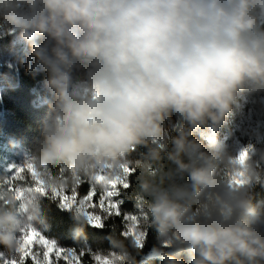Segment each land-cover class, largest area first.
Returning a JSON list of instances; mask_svg holds the SVG:
<instances>
[{
    "label": "clouds",
    "instance_id": "clouds-1",
    "mask_svg": "<svg viewBox=\"0 0 264 264\" xmlns=\"http://www.w3.org/2000/svg\"><path fill=\"white\" fill-rule=\"evenodd\" d=\"M0 33L28 46V71L47 73L52 115L27 163L49 193L139 173L135 235L113 231L111 249L97 254L137 264V228L147 225L162 264H186L184 254L190 264H264V207L253 193L264 171L248 151L239 163L242 152L208 154L193 138L218 132L242 94H264V0H0ZM138 147L143 158L128 159ZM165 159L176 168L165 171ZM185 174L190 183H177ZM25 178L0 177V256L9 260L21 230L44 222L42 194ZM75 219L73 239L86 240L89 221Z\"/></svg>",
    "mask_w": 264,
    "mask_h": 264
},
{
    "label": "trees",
    "instance_id": "trees-1",
    "mask_svg": "<svg viewBox=\"0 0 264 264\" xmlns=\"http://www.w3.org/2000/svg\"><path fill=\"white\" fill-rule=\"evenodd\" d=\"M14 35L0 33L1 47L12 51L17 45ZM46 39V38H44ZM41 39L39 43H43ZM14 58L16 66L12 71L0 70V85H2V104H0V177L14 176L12 167L16 166L25 157L35 150L41 139L43 127L52 115L51 105L54 98L43 87V81L47 73L43 71H28V65H36L35 58L27 45H17ZM3 52V53H4ZM24 63H20V60ZM185 126L187 122H183ZM181 125V119L173 116L169 129L172 135H178L176 131ZM215 136L217 144L213 148L210 137ZM194 139L204 145L203 151L212 154L218 150H228L234 155L247 150L254 160H257L258 167L264 171V161L259 159V154L264 153V94L244 93L239 99L233 112L227 117V123L220 127L218 132L210 128L195 133ZM145 147H138L128 159L140 160L147 153ZM187 162V158H185ZM167 165L165 171L175 169L176 165L165 159ZM139 173L124 175L121 178L124 183L130 185L124 188L122 185L108 191H117L114 200L119 205L120 215H112L103 219V227H94L90 224L85 230L86 240L77 242L73 239V229L77 226L75 217L78 214L74 207L71 211L61 206L59 198L49 193L42 195V207L44 212V236L55 241L62 249H73L77 252L84 251L83 264H93L87 252L103 253L111 249L109 237L113 231H127L129 217H138L139 208L133 199L134 192L138 190L139 181L136 177ZM26 182V181H24ZM177 183H190L189 177L185 174L183 179L177 178ZM91 185L85 183L79 188L80 195L86 194ZM255 196L254 203L264 207V182L253 187ZM158 233L154 228L147 226L145 239L140 255H136L137 264H162L158 258H152L150 253L157 247ZM3 250V246H0ZM135 255V253H133ZM186 264H190L187 254L182 256ZM30 264V262H29Z\"/></svg>",
    "mask_w": 264,
    "mask_h": 264
},
{
    "label": "snow or ice",
    "instance_id": "snow-or-ice-1",
    "mask_svg": "<svg viewBox=\"0 0 264 264\" xmlns=\"http://www.w3.org/2000/svg\"><path fill=\"white\" fill-rule=\"evenodd\" d=\"M247 157V150L241 153L239 163H243ZM128 171L127 169L125 170ZM25 173L33 184V189L42 195L49 194L48 188L41 174L37 171L31 162L26 163L24 167L16 169L15 175L12 177L13 181H25ZM95 184H90L89 191L80 195V184L83 183L77 179L76 187L71 192H63L53 188L51 194L55 198H59L61 206L69 211L74 207L77 209L79 215L87 218L89 223L94 227H103L102 215L97 213H107L108 215L119 216V205L112 202L111 197L118 195L117 191H108V186L116 189L117 186L122 185L125 189L129 187L124 183L121 177L109 178L106 175H98L95 177ZM237 184L242 183L239 176L234 178ZM100 185L101 188H97ZM23 193L20 192L18 199ZM130 221L136 222L135 217H129ZM20 246L18 248L19 260H13L11 264H83V257L86 254L84 251L77 252L73 249L59 248L55 241L47 239L41 232L32 228L31 226L21 230ZM128 232L135 235V228L133 224L128 227ZM139 240V237H138ZM93 261V264H116V259L112 257L102 256L97 253L87 252Z\"/></svg>",
    "mask_w": 264,
    "mask_h": 264
},
{
    "label": "rangeland",
    "instance_id": "rangeland-1",
    "mask_svg": "<svg viewBox=\"0 0 264 264\" xmlns=\"http://www.w3.org/2000/svg\"><path fill=\"white\" fill-rule=\"evenodd\" d=\"M15 40L17 42L16 43L17 45L21 43L17 39H15ZM17 45L14 47V49L12 51H7V52H4L5 50L1 47V50H0V70L1 71H4V70L12 71L13 67L16 66L15 58H14V54L13 53L18 50ZM2 94H3L2 85H0V104H2ZM27 160H28V158L25 157L16 166L12 167V169H13L12 171H13L14 175H15V172H16L17 168L24 167L26 165ZM114 197L115 196L111 197V200H112L113 203L116 204V202L114 200ZM97 214L102 215L104 217V219L107 218V217H111L112 216V215H108L107 213H97ZM129 226H130V223H129ZM146 230H147V225H139L138 228H137V231L139 232V234H141L143 236L144 239H145ZM37 231H39V232H41L43 234L44 228L42 226H38ZM156 244H157V247L158 246H162V242L159 240V236L157 238ZM3 251H4V249L0 250V252H3ZM13 260H19V256L15 257V258H13L11 260H9L6 256H0V264H11V262Z\"/></svg>",
    "mask_w": 264,
    "mask_h": 264
}]
</instances>
